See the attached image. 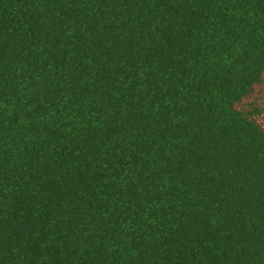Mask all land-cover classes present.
Wrapping results in <instances>:
<instances>
[{"label":"trees","instance_id":"16d2710c","mask_svg":"<svg viewBox=\"0 0 264 264\" xmlns=\"http://www.w3.org/2000/svg\"><path fill=\"white\" fill-rule=\"evenodd\" d=\"M0 264H264V0H0Z\"/></svg>","mask_w":264,"mask_h":264}]
</instances>
